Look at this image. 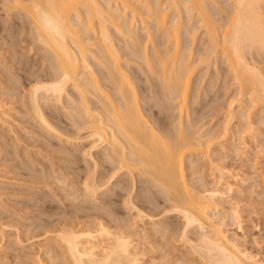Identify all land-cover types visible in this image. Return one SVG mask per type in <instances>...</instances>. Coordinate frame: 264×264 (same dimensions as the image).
Here are the masks:
<instances>
[{"label":"bare ground","instance_id":"bare-ground-1","mask_svg":"<svg viewBox=\"0 0 264 264\" xmlns=\"http://www.w3.org/2000/svg\"><path fill=\"white\" fill-rule=\"evenodd\" d=\"M24 1L25 0H21V10L24 14V17H22L25 19V21H29L28 23H30L31 27H29L31 32L36 36L39 43L44 44L45 48H47L46 50H48V55L49 52L51 53L49 57L51 56V58L53 59L52 61V59L48 57V62L52 61L50 65L52 68V72L55 75L54 78L51 79L52 81L37 82L33 84L32 87H30V99L33 106L38 111L36 112L39 114L42 124H44L46 126V129L48 128L50 132H54L58 135V137L60 136L70 142L80 143L85 140H94L91 142L92 144L90 146V149L86 153L90 157V160L94 161L93 163L95 164V168L94 170L92 169L93 172L91 171L89 173H85V175L83 174L84 176L81 179L82 184H80L83 186L82 194L80 191H78L80 192L79 195L83 197H81L82 200L86 198L83 201L81 200L83 205L85 201V209L90 208V206L87 207V200L89 202V200L93 199L95 203L94 201H90V204L93 203L95 205L96 201H98L99 203V200H103V195L106 192H109V190H111L112 193V191L116 189L117 186L119 187V185H121L118 190L116 189L117 191L114 190L113 192H116L115 196L118 199L124 198L123 201L121 199L120 201L121 203L125 202L123 203L124 205H126L127 203L126 206H128V209H133L135 210V212L137 211L136 215L139 217V219H141L140 224H144L143 220L145 219L146 221V218H155L158 212L155 213L154 211L155 216L152 215L154 213H152L151 211L150 212L152 214H149L150 212L145 207L144 208L148 211V213L142 210L144 209L142 208L144 204H141L147 202L149 193H152V190H149L150 186L148 185L149 187H145L146 184H142L143 187H145L148 191H146V189L144 188L145 193L142 194L143 199H141V203H136V201L138 202L140 198L139 192V197H137L138 199L136 198L135 194H131L135 188L134 185L138 183L136 177V172H138V174L140 173L139 175H141L142 177L144 176L145 179H148H143L145 180L144 182L147 183V181H151L153 183L152 185L156 189H154L153 191L157 192L156 195H158L159 193V195H161L160 197L163 198L162 200H160L161 198L158 199L162 202L160 203L158 201L159 205H155V207L159 208L161 204L166 205L168 208H166L167 215L176 212L184 218V230H186V232L182 230V233L184 232V234H181V237L183 238L180 239H183L182 241L187 240L189 244H192H190L189 246H195L193 248H196L199 251V254L201 253L203 255L201 256V258H204H202V261H204L205 264H264L261 260L254 258L253 255H250L245 249H241L239 247L237 237L227 234V230L225 229L226 224L224 225V223L225 219L228 220L229 214L227 213V216L224 215L226 213L224 210V202H231L229 199H231L232 197H230L231 195L229 192H232V186L230 185L226 191H220V189L217 187L212 190L200 189L201 191H197L193 189L192 185H190L188 182L186 174V164L189 163H187V160L194 155L206 154L209 156L211 147L215 144V142H217V136H207L206 139L203 137L204 134L201 133V131L203 132V129H193L195 127L192 126L193 123H189V127H186L185 130L184 126H182V120L184 118L183 112L188 104L191 78L196 69L199 68L198 64L200 62L202 63V60L206 59V55L209 57L210 55H212L210 59L214 58V55H223L222 57L227 59V61L230 63L232 71L235 75L236 82L239 85V93L237 97H235V99H232V101L229 103V120L227 119V122L230 123V121L234 117H236L234 115H236L235 113L237 110H235L234 107L238 102L240 109L244 108L246 103L247 105L249 104V110H251V107L255 108V106L259 107V105H264L263 74L260 73L261 70L259 69V67H257L253 63L248 62L247 59V55L249 56V54H264V48H261L260 46L261 40H264V8L261 7L264 0H223L224 3L222 6L220 5V11L223 12V9H225L226 11L223 12L222 17V14L220 15L219 12V16H217L218 14L214 13L217 11H213L214 9L210 7V3H212V0H156L155 3L151 2V0H27L29 1H26L27 3H25ZM220 1L222 0H219L218 2ZM164 3H166V5L163 7ZM18 4H20V2ZM187 14L189 17L190 15H192V18H197V24L192 25V23L190 22L186 23L185 16L187 17ZM148 20H151L152 24L154 23L158 30L161 29V31H159V34H161V36L159 37L163 38L164 42L167 43V47H164L165 49L163 48L164 50H161L158 47L161 51H155L154 57L156 58V60L154 67H149L152 72L151 74L153 75V78L157 74V77L155 76L156 79H158L160 83L162 81L164 82V85L162 84L164 89L161 88L162 85L159 82H156L157 84L155 83V86L159 83L158 86H160V89L158 90L160 92L165 90V92L163 91L162 97L164 95L165 98L168 99L166 100L164 98V100L161 97V102L163 100L164 105H167V103L170 104V102L175 105L173 107L176 108L175 110L178 113V115L176 116L178 117L179 121L178 130L176 131L175 128H172L173 130H175V132L170 130V126L167 131L164 129L162 130V127L159 126L162 123L161 121L155 120L156 123L161 122L158 127H156V125H153L151 123V120H148L149 118H145L146 116L143 113V110L146 109V105L144 106L142 103H140L143 98H140L141 100H139V97L141 95L137 93V89L134 86L135 84L130 81L131 79L129 80L127 78L128 74L122 67V62L120 60L121 49L119 51V47L117 48L116 42L112 37L113 30L120 32L121 35L124 33L125 36L130 39L129 41L126 38L127 43H131L130 46L127 44L128 51L130 49L132 54L134 56L136 55V57L145 56L148 52L145 46L147 43H149L150 39L149 37L143 39V35V38L141 39V34L136 30V27L138 28V25H141L144 22L147 23ZM219 22L223 25H220ZM154 25L152 26L154 27ZM147 26L149 27V25ZM125 27L126 29H124ZM199 30L205 31L206 37L209 38L208 40L210 46L208 48V52L206 51L207 49H205L204 53L207 52V54L204 55V57H200L199 59H197V63H193L189 62V60H191L192 58L191 55L193 56L191 47L190 51L189 48H186L188 49L187 52L186 49L185 52L182 49V44L184 43H182V35L184 32L188 34H197ZM153 36H150V38L152 37L153 39ZM195 36L193 40H195ZM93 47L97 48V50L99 51H97L98 54L96 53L95 55V53L93 52ZM143 52H146L145 55H142L144 54ZM209 57H207V59ZM48 58H46L45 56V59L48 60ZM146 58L150 62L148 55ZM147 59L145 60L147 61ZM93 60H95V62H98V64L101 65L104 69V73L102 72V75L101 73L99 74V72L103 69L97 67L96 69L101 70H98L99 72L95 70L93 67L95 62ZM151 62L153 63V60H151ZM192 63L195 65H193ZM52 72L50 73V75L52 74ZM103 75L105 78L104 80L107 79L106 81H108V84H105L99 80V77ZM156 79L154 78L153 80L156 81ZM101 83H103L104 85ZM71 85L75 89L74 92H78L75 94H79V96H75H77L78 99L80 97V100H75L74 94H72L70 89L68 88ZM103 86H108V89H110V91H107L108 89L105 90V87L103 88ZM68 89L70 92L68 91ZM161 89L163 90L161 91ZM40 90H44L46 92L45 94H47L48 92L51 94V96H53H50L51 99H49L50 97L48 94V96L44 95L45 97H43V100L45 98L46 103H50L49 100H53L52 103L55 101V104L56 102L62 103V101H65V98L67 99V97L69 99H72L73 102L75 101L77 103L76 104L74 102L76 104L74 105L78 108L75 106L74 108H77L76 111L79 115V120H77L76 118L77 121L74 122L73 120L72 122H70L74 124V127H77L76 129H78V131L88 129L89 131L87 130V132L90 133L86 135L87 138H82L81 135L77 136V138H72L71 135L67 136L68 134L66 133V135L62 131L58 130L56 128L57 126H54V124H52L53 122L50 123V120L48 118L49 116H46V112H43L39 105V97L41 95L39 94ZM156 90L157 89H155V91ZM145 92L143 91V93ZM147 93H149V91ZM154 94L156 95V93ZM154 94L152 95L154 96ZM148 96L151 95L149 94ZM154 97H152L151 99H153ZM47 98L49 99L48 101ZM164 101L167 102L164 103ZM146 103H149V101H146ZM151 105L155 107L153 103L148 106L150 107ZM34 107L33 109H35ZM164 107L165 106H163V108ZM166 108L167 107H165L164 110ZM152 109H150L149 111L151 112L150 114H153ZM161 110L163 109L161 108ZM1 111L2 110H0V112ZM2 113L3 112H1L0 114ZM159 115L160 114L157 115V118ZM1 116L2 115H0V117ZM73 117L75 118V116ZM187 128L190 130H188ZM80 132L83 133L82 131ZM78 137H81V139H78ZM95 141H98L99 143L97 142V144ZM100 144H102V147L100 146ZM99 147L100 149H104L101 151V154H103V160L100 159L101 155L100 158H98L102 160H99L100 163L92 153L94 149ZM101 162L107 164L104 166V168L108 166V172H103L106 168L100 171ZM121 177H124V179L120 180ZM59 179H61V177ZM63 180L65 179H61L60 181ZM149 182L147 184H150ZM72 186L74 187V185ZM137 187L139 188V186ZM72 192L70 193L72 194ZM74 194H76L75 191ZM111 196L112 195L110 194V196L107 195L106 197L109 198ZM79 197L80 196H78V198ZM106 197L105 199H107ZM113 198L111 197V199ZM117 198L115 199L117 200ZM150 198L153 199V197ZM68 200L70 201L71 199ZM154 200L156 201V199ZM152 201L153 200H151L150 202ZM104 202L107 205H110L111 203L110 200H105L103 201L102 205L105 204ZM155 203L149 204L150 206L153 205L154 207ZM77 204H79L80 206V203ZM99 204H101V202ZM99 204H97V207L96 205L92 206L96 207L97 210H99L101 207V205L99 206ZM137 204H141L140 207L142 206V209H140ZM113 206L114 205H112L111 208H113ZM145 206L147 207V205ZM107 207H103L106 209H102L101 207V209L99 210V215L95 216V218L93 217V222H97V218H99L100 215L103 216V211L102 214H100L101 210L108 211V209H110H107ZM83 210L84 209L82 207L80 211L82 212ZM133 210L131 211V215ZM221 210L225 213L222 214ZM74 211L76 212V210ZM114 211L116 212V210ZM161 212L165 213V211ZM85 213H87V211ZM219 214H222V216H219ZM237 214L238 212L235 211L234 215ZM158 218L159 217H156L155 220ZM101 219L106 218L101 217ZM107 219H109L108 216ZM159 219L163 220L161 219V217ZM100 221L102 220H99V222ZM106 222L107 221H105L104 223L103 220L102 223L100 222V226L97 228L95 227V229L93 227V229L79 228L80 230H75V228L71 227L66 228L67 226H64L66 224L64 222L65 224L63 226L65 228L61 229L59 227L60 231H58L59 233L57 236L55 235L56 238L54 237L52 240H46L47 243H51L53 245V249H60L56 254L57 256L54 259L55 261L53 262H56L58 260V262L63 261L65 264H136L135 262L137 261V259L134 257L135 255L133 256L130 250V246L132 244V239L130 240V238L128 237L130 235V232L127 237L125 236V234H122V232L120 233V231L122 230H118L119 232L116 231L118 233H114L112 229H114L115 227L113 228V225H111V229V227L105 226V224H107ZM112 222L114 221L112 220ZM116 222L117 220L113 223L114 226ZM120 222L123 221L121 220ZM120 222L118 224H120ZM108 223L110 224L111 222ZM132 223L134 224L133 221ZM151 225H154V230H157L155 228H157L158 226L155 227V222ZM120 226H122V224ZM135 226H137V224ZM87 227H89V225ZM116 227H118V229L125 228L119 227L117 225ZM177 232L181 233L179 231ZM191 232H195L194 237H187V233L189 234ZM50 233L51 232L49 231V233H47L46 235L48 236ZM105 236L110 238L112 237L113 241H111L110 243H106L103 239V237ZM185 237L186 240L184 239ZM39 248L41 249L42 247ZM49 251V249L45 251L46 255L49 253ZM39 253L41 254V252ZM47 256H49V254ZM42 258L43 257H41V259ZM39 259L40 258L38 257V260ZM46 259L48 260V258Z\"/></svg>","mask_w":264,"mask_h":264},{"label":"rangeland","instance_id":"rangeland-1","mask_svg":"<svg viewBox=\"0 0 264 264\" xmlns=\"http://www.w3.org/2000/svg\"><path fill=\"white\" fill-rule=\"evenodd\" d=\"M16 1L0 0V110H2L1 112L4 113L0 114L3 116L0 117V119H2L0 120V264H41L43 259L47 260L46 258H48V262L43 260L42 264H61L63 261L58 262L57 260V263L53 262L55 261L54 259L57 256L56 254L60 249H53V245L51 243H47L46 240H52L54 237L56 238L59 233L58 231H60V228L62 229L67 226L66 228L71 227L75 228V230L79 228L95 229V227L97 228L100 226L99 224L100 222L102 223L103 220L104 223L105 221H107L106 223L110 225L108 226L107 224H105V226L111 227V229V225H113V228L115 227V231L114 229H112L114 233H118V230H122L120 231V233L122 232V234H125V236L127 237L130 232V235L128 236L130 240L132 239L130 250L133 256L135 255L134 257L137 259V261L135 262L136 264H205V262L202 261L203 257L201 258V256L203 255L201 253L200 255L199 251L196 248H193L195 246H189L191 243H188L186 237L184 239L187 242L182 241L183 239H180L183 238L181 237V234H184V232L182 233V230L185 229L184 218L176 212H173L175 214L168 213L169 215H167L166 210L168 208L166 205L161 204L159 208H156L155 205H159L158 201L161 203L162 201L160 200H162L163 198L160 197L161 195H159V193L158 195H156L157 192L153 191L155 189L152 185L153 183L151 181H147V183L149 182L150 184L144 182L148 179H145L144 176L143 178L141 175H139L140 173L138 174V172H136L138 183L134 185V187L137 189L134 188L131 194H135L137 198L139 197L140 193L139 201H136L138 198L135 201L136 203H141V199H143L142 194L145 193L144 188L150 186L149 190H152V193H149L147 202L141 203L144 204L143 207H141H145L149 212L151 211L152 213H154V211L155 213L158 212L156 214V217H161V219L163 220H160L159 218V220H155L156 217L151 219L146 218L147 222L144 219V224H140L141 219H139V217L136 215L137 211L135 212V210L133 209H128V206H126L127 203L126 205H124L123 203L125 202L121 203L120 201V199L123 201L124 198L118 199L115 196L116 192L113 191H117L121 186L119 185V187L117 186L118 188L116 187L117 190L114 189L112 193L111 190L105 193L106 196H110L111 194V197L117 198L119 202L115 198L111 199V197H106L104 194L103 200H99V203L101 202V204L96 201L95 205L96 207L97 204H99V206L101 205L102 209H106L103 207L110 206L107 207V209H110H108V211L101 210L100 214H102L103 211V216L100 215V219L96 217L98 223L93 222L95 216L99 215V210L101 209V207L100 209L98 208L99 210H97L96 207H93L95 205L93 203L90 204V201H94L92 199L89 200V202L87 200L86 204L88 205L87 207L90 206V208H92L93 210L90 208V210L88 208L85 209V201L84 205L82 201L86 198L82 200V196L79 194L80 192L82 194L83 191V186L80 185L82 184V177L87 172H93L95 168V164L93 163L94 161L90 160V157L86 153L90 149V146L92 144L91 142L94 140H85L80 143H75L59 136L60 138H62L60 139L56 133L50 132V130L48 128L46 129V126L42 124L39 114L37 113L38 111L33 106L30 99V87H32V85L37 82L52 81L51 79H53L55 76L50 65L53 59L51 58V56L49 57L51 53L49 52L48 55V50H46L47 48H45L44 44L39 43L36 36L31 32V26L30 23H28L29 21H25V19L23 18L24 14L21 10V0H18L17 2ZM26 1L27 0H25L24 2H29ZM155 1L156 0H151V2L154 3ZM218 1L219 0H217V2L216 0H212V3H210V7L214 9L213 11H217L214 13L218 14L219 12L220 15L222 14V17L223 12L226 11L225 9H223V12L220 11L224 1ZM19 2L20 4H18ZM165 5L166 3L163 4V7ZM219 14L217 16H219ZM185 18V22H190L192 23V25L197 24L198 22V19L192 18V15H190L189 17L187 14V17L185 16ZM147 25H149V27ZM152 25H154V23L152 24V21L148 20L147 23L144 22L141 25H138V28L136 27V30L141 34V39L143 38L142 35L144 36L143 39H146V37H149L150 39L149 43H147L145 46L148 51L146 52L150 62L146 58V52H143L144 54H142L146 57H136V55L134 56L132 54L130 49L129 53L128 45L130 46L131 43L129 42L130 39L126 37L124 33L123 36V34L121 35L120 32L113 30L112 37L116 42L117 48L119 47V51L121 49L120 60L122 62V67L128 74L127 78L129 80L131 79L130 81L135 84L133 85L137 89V93L141 95L139 97V100L143 98V101L141 100L140 103H142L144 106L146 105V109L144 108L146 111L143 110V113L146 116L145 118H149L148 120H151V123L153 125H156V127H158V125L162 122L163 124L161 123L162 125H159L160 127H162V130L164 129L167 131L170 126V130L175 132V130H173L172 128H175L177 131L179 126L178 117L176 116L178 115V113L175 110L176 108L173 107L175 105L170 101V104L167 103V105L163 104V100L161 102V99L165 98L164 95L162 97L163 91L165 92V90H163L164 82L162 81L163 83H160L159 80L156 79L157 74L155 75L156 77L154 76L156 81L153 80L154 78L149 67H154L156 60V58L154 57L155 51H161L167 47V43L164 42V39L159 37L161 36V34H159V31H161V29L158 30L155 25L154 27ZM220 25L223 24L220 23ZM124 29H126V27ZM152 33L154 36L152 35ZM193 35H196L195 40H193ZM150 36H153V39L152 37L150 38ZM182 37V43L184 42L182 44V49L184 50V52L186 48H189V51L192 49L191 51L193 53V56L191 55L192 58L191 60H189V62L197 63V59H199L200 57L202 58L207 54L210 43L208 40L209 38L206 37L205 31L199 30L197 34H188L184 32ZM126 38L129 40V43H127ZM160 41L163 42L161 43ZM158 47L161 50H159ZM205 49H207L206 53H204ZM187 50L188 49H186V52ZM97 51V48L93 47V52L95 53V55L96 53L98 54L99 51ZM45 56L46 58H51L52 61L48 62L49 58L47 60L45 59ZM222 56L223 55H214V58L210 59L212 55H210V57L206 55V59L202 60L203 62H200L198 64L199 68L196 69L191 78L188 104L183 112L184 118L182 120L183 124H181L182 126H184L185 130L186 127H189V123H193L192 126L196 127H194L193 129H203V132L201 131V133L204 134V138L214 135L215 137L217 136V142H215V144L212 146L213 148L211 147L209 156L206 154L194 155L188 159L189 161L187 160V163H189L186 164L187 179L189 184L192 185V188L197 191H199L200 189L212 190L216 187L219 188L220 191H226L230 185L232 186L233 190L232 192H229L231 195L230 197H232L231 199H229L231 202H224V210L226 213L222 212L221 210V213H225V216H227V213L229 214L228 220L225 219L224 223V225L226 224L225 229L227 230V234L237 237L239 247L241 249H245L250 255H253L254 258H257L261 260L262 263H264V105H259V107L255 106V108L251 107V110H249V104L247 105L246 103L244 108L240 109L238 102L234 107V109L237 110L235 113L236 115H234L236 117H234L230 121V123L227 122L229 120V103L232 101V99H235V97H237L239 93V85L236 82L235 75L232 71L230 63ZM207 57L209 58L207 59ZM144 58L147 59L148 62ZM247 59L248 62L253 63L257 67H259V69L261 70L260 73L263 74L262 76L264 77V54H249V56L247 55ZM151 60H153V63L151 62ZM93 61L95 62V60ZM96 64H98V62H95L93 67L98 71L99 69L96 68H102V66L99 64L98 66ZM103 71L104 69L101 70L99 74L101 73L102 75L104 73ZM51 72L52 74L50 75ZM104 79V75L99 77V80L101 82L108 84V81H106L107 79ZM156 82H159L161 85L163 84L161 86V88H163L161 89V91L163 90L162 92L158 90L160 89V86H158L159 83L158 85H156L158 87L155 86ZM104 87L105 86H103V88ZM106 87L104 88L105 90L108 89V86ZM68 88L70 89L71 93L74 94V96H79V94H75L78 92H74L75 89L74 87H72V85ZM155 89L157 90L155 91ZM107 91H110V89H108ZM143 91L146 92L143 93ZM148 91L149 93H147ZM153 92L156 93V95ZM45 93L46 92L44 90L39 91V94H41L39 97V105L43 112H46V116H49L48 118L50 120V123L53 122L52 124H54V126H57L56 128L58 130L62 131L65 134L67 133V136L71 135L72 138H77V136L81 135L82 138H87L86 135L90 133L87 132L88 129L80 130L83 132L81 133L80 131H78V129H76L77 127H74V124L71 123L73 120L74 122L79 120V115L76 111L78 107L75 106L77 103L74 101L76 103L75 104L73 100L69 99L68 97V100L65 98V101L63 100L62 103L56 102L55 104V101L52 103L53 100L50 101L49 99H51V97L53 96H51V94L48 92L47 94L49 95V97H51H48L49 99L47 98V101L49 100L50 103H46V100L45 98L43 100V97L48 95ZM146 93L148 95L150 94L152 97H155L151 99L152 97L148 96ZM151 93L154 94V96ZM75 100H80V97L78 99V97L75 96ZM145 100L147 102L149 101L150 104L153 103L155 107L151 105L152 107L150 106V108L148 106L150 104L146 103ZM166 102L164 101V103ZM74 106L77 108L75 109ZM163 106L167 107L166 109L168 111L166 109L165 111V107L163 108ZM33 107L35 109H33ZM161 108L163 110H161ZM150 109H152L153 114H150ZM158 114L161 115L158 116L159 119L157 118ZM73 116H75V118ZM155 120L161 122L156 123ZM69 124L72 125L70 126ZM78 139H81V137H78ZM100 146L102 147V144H100ZM102 150L104 149H100L99 147L92 151L96 159L100 158L101 155L100 159L103 160V154H101ZM100 159L97 160L99 163L100 161H102ZM101 164L100 171L106 168L103 172H108V166L104 168V166L107 164L102 162ZM60 177L61 179L65 180L60 181ZM123 179L124 177L120 178V180ZM142 184H146L145 187H143ZM72 185H74V187ZM137 186H139V188ZM74 191L76 194H74ZM146 191L148 190L146 189ZM70 192H72V194ZM153 194L156 196H154ZM78 196L80 197L78 198ZM75 197H77L78 199ZM105 197L107 199H105ZM150 197H153V199ZM159 198L161 199L158 200ZM68 199L71 200L69 201ZM114 199L116 200V202ZM154 199H156V201ZM105 200H110V205H107L105 202L104 203L107 206L105 204L102 205L103 201ZM151 200L153 201L150 202ZM71 201H73L74 203ZM75 202L80 203V206ZM117 202L121 204H118ZM149 203H155L154 207L153 205L150 206ZM141 204H137L140 209H142L140 207ZM112 205H114V209L111 208ZM145 205H147V207ZM72 207L74 210H76V212L72 209ZM80 207H83L85 211L83 210L84 212H81ZM145 208L142 210L148 213ZM110 210H116L117 214L115 211L113 213V211L111 212ZM132 210L135 213L134 215V213L132 212V215L134 216L131 215ZM86 211L87 213H85ZM88 211H91V214ZM96 211L98 212V214ZM161 211H165V213ZM235 211L238 212L237 215H234ZM151 212L149 214H152ZM155 213L152 215L155 216ZM118 214L120 217L118 216ZM222 214H219V216H222ZM88 215L89 218H92L89 219ZM106 215L109 219H107ZM135 216H137L138 218ZM101 217H105L106 219H101ZM119 218H122L121 220L123 222H120L121 220ZM115 219L117 220V222L114 226L113 223L116 221ZM99 220L102 221L99 222ZM112 220L114 222H112ZM118 220L120 224H118ZM132 221L134 222V224L136 222L137 226H135L136 224L134 225ZM108 222H111L112 224H109ZM154 222L156 223L155 227L158 226L157 228H155L157 230H154V225H151ZM80 224L83 225L81 226ZM121 224L122 226H120ZM88 225L89 227H87ZM116 225L125 228L118 229ZM127 227L128 229H130L128 230ZM134 229L136 232L134 231ZM130 230H133L134 232ZM49 231L51 233L47 236L46 234L49 233ZM177 231L181 233H178ZM184 231L186 232V230ZM191 233H187V237L193 238L195 232L192 234ZM103 239L106 243H110L111 241H113L112 237L110 238L105 236L103 237ZM185 242L188 244H186ZM39 247L42 248L40 249ZM48 249L50 250L48 253L49 256H47L48 254L46 255L45 252ZM39 252H41V254ZM38 257L40 259L41 257L43 258L41 260H38Z\"/></svg>","mask_w":264,"mask_h":264},{"label":"snow or ice","instance_id":"snow-or-ice-1","mask_svg":"<svg viewBox=\"0 0 264 264\" xmlns=\"http://www.w3.org/2000/svg\"><path fill=\"white\" fill-rule=\"evenodd\" d=\"M261 7L264 8V2H262ZM260 46L261 48H264V40H261Z\"/></svg>","mask_w":264,"mask_h":264}]
</instances>
